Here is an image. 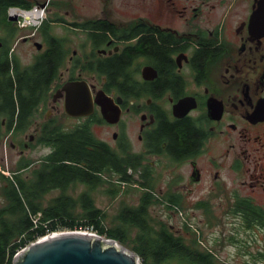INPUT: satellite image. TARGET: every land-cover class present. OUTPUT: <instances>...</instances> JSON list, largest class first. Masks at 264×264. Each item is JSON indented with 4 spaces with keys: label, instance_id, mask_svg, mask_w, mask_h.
Wrapping results in <instances>:
<instances>
[{
    "label": "flooded vegetation",
    "instance_id": "obj_1",
    "mask_svg": "<svg viewBox=\"0 0 264 264\" xmlns=\"http://www.w3.org/2000/svg\"><path fill=\"white\" fill-rule=\"evenodd\" d=\"M52 3L3 4H45L46 10ZM95 6L90 19L55 13L59 37L50 26L43 30L42 23L20 27L9 19L14 16L9 7L5 17L0 7V25L5 26L0 58H7L12 69L29 70L53 47L59 53L46 96L22 123L10 124V110L0 97V132L9 134L18 151L15 167L37 139L45 144L52 132L88 130L110 154L97 174L136 181L137 206L143 203L148 212L157 204L159 212L168 209L177 216V211L205 202L206 208L222 207L233 222L244 224L246 203L264 208V0H96ZM18 27L32 28L17 39L36 49L30 62L20 61L12 43ZM38 34L39 47L34 40ZM150 36L166 48L164 57L148 42ZM82 80L91 92L92 111L71 115L66 112V86ZM102 99L114 112L111 119L102 112ZM181 121L197 135L182 151L166 132V125ZM96 129L106 132L105 137ZM21 132L29 135L13 143ZM47 147L40 163L54 150ZM19 172L13 177L17 190ZM50 191L39 189L37 194ZM5 208L3 196L0 212ZM0 218L3 222L9 216ZM159 221L176 233L173 225Z\"/></svg>",
    "mask_w": 264,
    "mask_h": 264
},
{
    "label": "trees",
    "instance_id": "obj_2",
    "mask_svg": "<svg viewBox=\"0 0 264 264\" xmlns=\"http://www.w3.org/2000/svg\"><path fill=\"white\" fill-rule=\"evenodd\" d=\"M10 1L12 0H0V7L5 11L11 6L25 9L33 6L3 4ZM47 27L49 24L44 21L43 30ZM148 38L155 52L164 57L166 48L159 46L153 36ZM163 43L169 45L167 41ZM58 57L56 46L23 73L12 69L7 58H0V97L10 110V124L22 123L31 108L44 99L49 83L57 74ZM1 118L0 115V122ZM166 130L173 145L180 151L190 148L196 142L197 135L186 121L166 125ZM1 134L3 135L2 132L0 136ZM49 135L50 139L45 144L54 146V150L45 157L44 162L33 169L31 176H20V190H17L13 183L14 170L12 177L0 172V179L4 181L0 190L6 198V208L0 215L9 216L3 222L0 218V264H13L16 251L38 237L52 232L90 228L130 246L143 264H163L171 259L186 264H217L216 255L209 249L201 248L196 238L187 243L185 237L174 234L167 225L153 227L143 203L137 207L124 206L118 214L117 224L105 229L102 225L105 215L95 206L90 192L84 191L75 197L68 189L79 183L94 187L106 182L104 177L97 174V168L107 163L110 154L88 130L52 132ZM41 141L43 142L42 138ZM24 165L27 167L28 162ZM22 167L23 165L19 164L17 169ZM19 173L21 175V171ZM119 180L124 182V176ZM117 186L112 184L114 189ZM39 189L61 191L44 206L41 201L43 195L37 194ZM118 190L119 187L112 193L116 194ZM77 205L82 212H76ZM38 213L40 216L35 219ZM243 217L244 227H258L264 230L262 206L246 203L243 207ZM128 225L137 229L131 242L126 234ZM23 234L25 237H20Z\"/></svg>",
    "mask_w": 264,
    "mask_h": 264
},
{
    "label": "rangeland",
    "instance_id": "obj_3",
    "mask_svg": "<svg viewBox=\"0 0 264 264\" xmlns=\"http://www.w3.org/2000/svg\"><path fill=\"white\" fill-rule=\"evenodd\" d=\"M53 2L54 3L44 10L43 19L40 23L43 24L44 21H47L48 24H50L51 32L57 37L61 35V29L59 24L54 21L55 13L57 16H61L65 11H69L70 13L78 14L80 19H90L97 12L95 6L96 0H53ZM33 7H35V5L31 8L33 9ZM6 11L7 10L3 12L4 17ZM3 27H5L3 24L0 25V36L3 35ZM31 29L32 28L17 29V35L12 42L19 54L20 61L23 63L32 60V56L35 54L36 49L32 46V42L17 43V39L22 35L30 34L32 32ZM40 38L39 34L34 36V40L39 43L41 41ZM95 131L99 136L105 137L106 132L99 133L97 129ZM25 135H29V133L21 132L15 134L18 139L13 138L12 142L17 144L18 142H22ZM10 139L11 137L9 134L3 132L0 142V172L7 177L13 175V170L14 172L16 171L17 167L15 166L18 160V151L15 147L10 145ZM48 149L46 144H43L37 139L29 149L25 150L24 154L19 158V163L24 167V164L28 162V166L23 170L20 168L21 175H19V177H25V175L31 176L33 169L40 164L38 160L42 158ZM107 176L109 179L107 180L105 178L106 184L103 183L104 185L91 187L89 184L79 183L68 189V192L75 197L84 191L90 192L95 206L100 208L105 215V218L102 220V225L105 229L110 228L112 224H117L118 214L124 206L137 207L140 193L139 186L136 182H120L119 177L112 173H109ZM2 183H4V181L0 179V188ZM112 184H117L118 186L116 188L119 187L116 194L112 193V191L116 189L112 187ZM110 189L112 190L109 192ZM60 191L61 190L54 189L43 196L41 198L42 204H47L51 198L58 195ZM246 192L248 191H245V193ZM2 200L3 194L0 190V205L2 204ZM205 204V202L198 201L196 204L192 205V207L187 206L181 213L177 211V216H171L168 209L159 212L162 207L153 204L154 206L150 207L147 217L150 224L155 228H157L160 223L159 218L173 225L174 230H176L175 234L185 237L187 243L192 238H196L201 248L209 249L216 255L217 264H264V230L258 227L246 228L244 224L233 222L230 218V213H226L222 207L210 210L208 206L206 208L207 204ZM76 212H82L79 205L76 207ZM136 231V227L132 225L126 227V234L129 242L135 237ZM121 245L132 250L127 244ZM139 263L143 264L140 257ZM163 264L186 263L171 259Z\"/></svg>",
    "mask_w": 264,
    "mask_h": 264
},
{
    "label": "water",
    "instance_id": "obj_4",
    "mask_svg": "<svg viewBox=\"0 0 264 264\" xmlns=\"http://www.w3.org/2000/svg\"><path fill=\"white\" fill-rule=\"evenodd\" d=\"M44 7L45 4L37 5ZM16 20V16H9ZM39 47L41 44L35 42ZM1 46V41H0ZM65 88V87H64ZM66 112L85 115L92 111V98L85 80L66 86ZM103 114L111 119L105 100L99 102ZM82 108L78 110V106ZM13 264H139L138 255L115 239L92 235L88 232L60 231L44 235L28 244L13 256Z\"/></svg>",
    "mask_w": 264,
    "mask_h": 264
},
{
    "label": "built area",
    "instance_id": "obj_5",
    "mask_svg": "<svg viewBox=\"0 0 264 264\" xmlns=\"http://www.w3.org/2000/svg\"><path fill=\"white\" fill-rule=\"evenodd\" d=\"M32 10H42L43 11V9H38V8H33V9L29 10V11L17 10L16 15L18 16V24L20 26H28V25L35 24L36 21H33V19H31V18H29V19L28 18H23L25 16V13H30ZM9 13L10 14H14L15 13L13 8L9 9ZM79 231L80 232H88V233H90L92 235L98 236L97 232L95 230H93L92 228H90V229H81ZM19 251H17L16 253H18Z\"/></svg>",
    "mask_w": 264,
    "mask_h": 264
},
{
    "label": "bare ground",
    "instance_id": "obj_6",
    "mask_svg": "<svg viewBox=\"0 0 264 264\" xmlns=\"http://www.w3.org/2000/svg\"><path fill=\"white\" fill-rule=\"evenodd\" d=\"M42 14V10H32L30 13H25L26 18H31L33 21H36L38 18H40Z\"/></svg>",
    "mask_w": 264,
    "mask_h": 264
}]
</instances>
